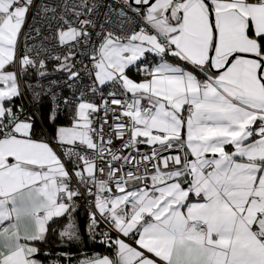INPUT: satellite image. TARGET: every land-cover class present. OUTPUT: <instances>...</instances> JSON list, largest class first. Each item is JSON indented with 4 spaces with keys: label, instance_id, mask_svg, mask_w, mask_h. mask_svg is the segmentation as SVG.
<instances>
[{
    "label": "snow or ice",
    "instance_id": "obj_1",
    "mask_svg": "<svg viewBox=\"0 0 264 264\" xmlns=\"http://www.w3.org/2000/svg\"><path fill=\"white\" fill-rule=\"evenodd\" d=\"M81 201L75 264H264V0H0V264Z\"/></svg>",
    "mask_w": 264,
    "mask_h": 264
},
{
    "label": "trees",
    "instance_id": "obj_2",
    "mask_svg": "<svg viewBox=\"0 0 264 264\" xmlns=\"http://www.w3.org/2000/svg\"><path fill=\"white\" fill-rule=\"evenodd\" d=\"M20 101L18 100L17 103ZM37 111V130L41 127L45 128L46 130H51L50 126L47 123L46 117L48 114V103L47 101L44 102L43 105H41ZM67 109L62 112L58 119L57 123H67ZM74 219L79 227V232H80V240L78 242H75L71 245H66V246H60L63 247L64 250L69 251V254L71 255L73 259V263L75 261L84 258L85 256H90L96 253L99 254H108L110 255L111 253L109 250L105 247L102 246L99 243V240L97 239L96 241H93L90 237V234L88 232V228L85 224L86 220V212L84 211L81 202L80 206L77 208V210L73 213ZM61 223H64L62 220ZM55 227V226H54ZM55 246V245H54Z\"/></svg>",
    "mask_w": 264,
    "mask_h": 264
},
{
    "label": "built area",
    "instance_id": "obj_3",
    "mask_svg": "<svg viewBox=\"0 0 264 264\" xmlns=\"http://www.w3.org/2000/svg\"><path fill=\"white\" fill-rule=\"evenodd\" d=\"M111 2H115V0H111ZM102 11H103V10H101V14H102ZM65 94H68V93H65ZM28 99H30V97L24 99V100H23V103L27 104V103H28ZM20 102H21V101H20ZM20 102H19V103H20ZM81 205H82L84 211L86 212V220H85V224H86V226H87V225H88V207H87V204H86L85 202H83V201H81Z\"/></svg>",
    "mask_w": 264,
    "mask_h": 264
},
{
    "label": "crops",
    "instance_id": "obj_4",
    "mask_svg": "<svg viewBox=\"0 0 264 264\" xmlns=\"http://www.w3.org/2000/svg\"><path fill=\"white\" fill-rule=\"evenodd\" d=\"M108 255V254H107ZM73 264H75V263H73Z\"/></svg>",
    "mask_w": 264,
    "mask_h": 264
}]
</instances>
